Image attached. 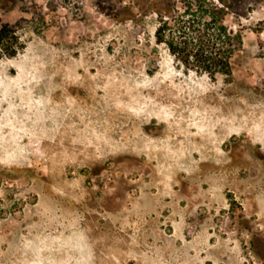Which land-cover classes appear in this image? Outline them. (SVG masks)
<instances>
[{
	"label": "rangeland",
	"instance_id": "rangeland-1",
	"mask_svg": "<svg viewBox=\"0 0 264 264\" xmlns=\"http://www.w3.org/2000/svg\"><path fill=\"white\" fill-rule=\"evenodd\" d=\"M215 1L231 76L157 41L182 0H0V264H264V0Z\"/></svg>",
	"mask_w": 264,
	"mask_h": 264
},
{
	"label": "trees",
	"instance_id": "trees-1",
	"mask_svg": "<svg viewBox=\"0 0 264 264\" xmlns=\"http://www.w3.org/2000/svg\"><path fill=\"white\" fill-rule=\"evenodd\" d=\"M182 2L184 12L174 20L178 31L164 21L156 31L157 41L166 43L177 59L192 64L197 72L231 76V59L242 48L243 38L241 32H234L225 24V17L230 13L228 5L215 0ZM18 43L19 36L12 27L1 25L0 58L16 56L20 50Z\"/></svg>",
	"mask_w": 264,
	"mask_h": 264
}]
</instances>
